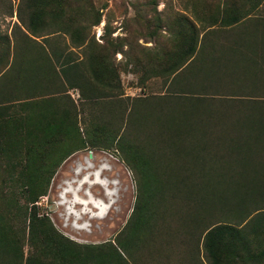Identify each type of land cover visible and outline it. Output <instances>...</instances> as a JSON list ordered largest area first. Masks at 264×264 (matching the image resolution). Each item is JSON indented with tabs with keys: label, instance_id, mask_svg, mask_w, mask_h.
I'll return each instance as SVG.
<instances>
[{
	"label": "trees",
	"instance_id": "trees-1",
	"mask_svg": "<svg viewBox=\"0 0 264 264\" xmlns=\"http://www.w3.org/2000/svg\"><path fill=\"white\" fill-rule=\"evenodd\" d=\"M261 1H190V17L181 13L169 22L170 48H157L143 69L144 78L162 77L166 91L123 98L119 74L110 59L119 46L106 38L98 43L89 34L100 20L91 0H24L30 33L41 35L51 25L48 33L67 34L71 47L81 48L84 60L74 58L73 51L65 54L63 48H54L52 60L45 62L50 70L54 65L58 68V90L41 92L36 77L28 78L30 92L15 101L23 108L18 120L1 106L7 91L0 99V156L9 159L5 162L9 168L22 156L26 159L24 171L18 170L15 176L8 172L20 188L1 202L9 218L0 214V247H10L17 264H43L46 254L51 264H112L115 261L101 250L77 252L75 248L82 245L93 250L114 241L118 247L114 251L124 264L126 256L133 259L132 247L149 234L167 232L168 207L163 201L173 196L183 199L187 208L179 227L189 233L184 235L192 248L188 264H200L198 242L207 264H264V101L252 95L260 92L257 84L264 87V80L245 83L246 75L235 70L246 63L247 51H255L249 46L255 39L259 58L264 59V18L250 15ZM159 23L156 20L155 26ZM34 83L42 98L31 93ZM66 89L77 90L78 106L68 96L66 100L59 96ZM236 95L246 101L217 99ZM85 105L99 107L101 113L106 105L121 110L111 112L114 116L107 122L89 112L88 122L78 121ZM26 106L40 117L39 125L25 122ZM232 106L240 112L231 120ZM86 147L114 150L131 172L135 189L124 226L101 244L73 242L35 210L58 164ZM18 220L27 221V239L34 246L39 244L37 252L24 258L19 247L12 245V238L24 231L15 227ZM63 240L73 248H67Z\"/></svg>",
	"mask_w": 264,
	"mask_h": 264
},
{
	"label": "rangeland",
	"instance_id": "rangeland-1",
	"mask_svg": "<svg viewBox=\"0 0 264 264\" xmlns=\"http://www.w3.org/2000/svg\"><path fill=\"white\" fill-rule=\"evenodd\" d=\"M91 1L94 8L100 13V20L97 25H93L89 28V34L98 43H102L104 40L103 38H106L109 42L119 46L118 50L110 55V59L119 74L121 96L123 98L142 97L159 95L165 92L166 90L163 89L162 85V77L149 76L144 78L146 75L143 72L144 66H146V61L157 51V48H160V46H163L165 49L170 48L171 33L168 30L169 22L181 13L190 17V1L197 0H154L155 4L152 3V0ZM26 12L24 0H0V99L3 92L7 91V97L4 99L2 98L3 100L1 99V102H3L1 106H5L7 109L9 108L8 114L11 116L15 114L14 120H18L16 116L21 114L23 110L20 106L21 103L15 101L23 97L22 94H28L26 93L27 88L25 84L29 79L24 81L25 77H36V81L38 80L40 84L41 92L45 91L47 93V91L52 88L56 89L55 91L58 90V78L55 73L58 68L52 62V65L55 67L50 70L45 62L47 58L52 60L51 52L54 48H63L65 54L73 51L74 58H82V60H84L81 48L71 47L67 34L56 35L55 33H48L52 28L51 25H47L46 29L39 33L41 35H32L26 26ZM250 15L251 17L264 18V0L261 1ZM156 20L158 22L160 21L157 27L155 26ZM82 22L85 23L84 21ZM152 31H155L154 35ZM249 46L255 49V51H251V49L247 51L246 63H241L239 67L235 69L242 71L243 74L246 75L244 78V80H246L245 83L251 82L254 79L264 80V59L259 58V52L261 51L257 39H255V43H250ZM261 87L258 83L257 88H260V92L257 91L252 94L256 96L255 98H257V101L258 99L264 101V87ZM49 92L51 94V91ZM58 94H60L59 96L62 97V100H66L65 95L68 96V98L78 106L79 97L76 89H66L64 93L61 91ZM58 94L56 93L55 96L58 97ZM41 96L42 95L39 97ZM220 98H231L233 100L242 98L243 101H246V97L244 98L238 95L217 97V99ZM247 105L248 104H246V106ZM61 106H64L63 103H61ZM29 108L30 107L26 106L24 110L28 112ZM104 108V110L102 109L103 113H101L99 107L96 110L91 109L90 105H85L82 107V111L80 110L81 115L80 118L78 117V121L83 119V121L88 122L89 118L86 114L89 112L95 117L99 116V120L107 122L114 116L111 112L115 111V113H118L119 110H121V108L119 109L118 107H116L115 110V107H108L107 105ZM230 108L228 119L232 120L240 111L238 109L233 110L234 106ZM240 109H243V107ZM248 110L249 108L246 112ZM32 112L26 113L27 118L25 122L27 121V124L35 127V125L40 124L41 119L34 111ZM244 113L245 111L242 114ZM14 127L18 128V126L15 125ZM79 127L81 128L82 124H79ZM145 130L149 132V129ZM140 134L142 133H139V137H141ZM17 137L21 139L22 130L17 134ZM138 142L142 143V139L138 138ZM113 151L114 150L104 151L97 148L86 147L70 153L55 168L49 179L45 194L39 196L35 202L37 215H46L57 232L70 240L73 239L72 241L75 243L99 244L107 240H112L124 226L131 212L135 195L131 172L117 157L116 152ZM7 160H9L7 157L0 156V214L2 213L3 219L6 218L8 221V214H3V203L1 204V202H4L6 198L8 199L12 196V190L17 191V189L20 188V184H16L9 179L8 172H12L15 176L18 170L24 171L26 159L22 156L19 162L15 164L14 168H9L7 164H5ZM85 160L91 161L95 166L103 162L104 166L107 165V170H105L103 177L117 184L114 202L108 210H105L99 218H89L85 214L80 216L84 220H81V218L77 220L83 223L88 222L86 224L88 226L85 228L88 229V231L84 229H72L71 224L73 219L66 216L63 205L58 204L60 187L65 181H69L74 177L72 169L76 166V163H83ZM74 161H76V163ZM77 178H79V176ZM111 188L114 189L113 185ZM100 190L101 189L96 186L90 187V192L93 193V195L96 194L95 197H101L102 190ZM165 194L164 196L167 197L168 192H165ZM163 204L168 207V214L166 216V220L168 221L166 233L168 234L156 230L152 232L153 234H149V237L140 241L138 246H135V248L132 247L133 259L126 256L124 264H129L128 262L132 264L133 261H135L134 264L189 263L187 261H189V252L192 248H190V244L188 245V239L185 240L186 237H184V235H188L189 233L184 234L183 227H179L181 219L186 218L185 213L187 208L183 204V199L181 200L177 196L167 198L163 201ZM76 210H80V207H77ZM5 224L7 225V222H5ZM26 225L27 221L22 224L19 223L18 220V222L15 223V227H23L24 231L12 238V245L14 247H19L23 258L27 254L35 253V251L37 252V246L39 245L37 243V245L34 246V243L27 239ZM14 230L13 228L12 231ZM122 233H127V231L124 230ZM63 241L66 243L67 248H73L74 245H72V243L66 240ZM166 242L167 245L165 244ZM114 243L112 242L111 245L106 242L99 248L93 250H90L89 247L80 245L77 246L75 250L77 252L101 250L104 256L107 254L111 260L115 261L112 264H122L121 258H119L114 251V249H118ZM200 245V242H198L196 261L200 264H207L205 253ZM10 249V247L6 246L0 247V264H17V259L13 256V252H11ZM119 250V252H122L121 247ZM156 250H158L160 254H157L155 252ZM150 253H152V257H150ZM50 262V254H46L42 263L51 264Z\"/></svg>",
	"mask_w": 264,
	"mask_h": 264
},
{
	"label": "bare ground",
	"instance_id": "bare-ground-1",
	"mask_svg": "<svg viewBox=\"0 0 264 264\" xmlns=\"http://www.w3.org/2000/svg\"><path fill=\"white\" fill-rule=\"evenodd\" d=\"M74 162L76 163V161ZM94 166L89 160H85L83 163L77 162L72 169L74 177L69 181L64 180V184L60 185L58 204L63 205L65 215L73 219L72 229L87 228V223L77 221L78 217L87 213L90 214V217H100L114 202L117 184L103 177L107 165L104 166L101 162L99 165ZM78 176L79 178H77ZM112 185L114 189L111 188ZM93 186L102 190L101 197H95L96 194L93 195L90 192V187ZM76 206L80 207V210H76Z\"/></svg>",
	"mask_w": 264,
	"mask_h": 264
},
{
	"label": "crops",
	"instance_id": "crops-1",
	"mask_svg": "<svg viewBox=\"0 0 264 264\" xmlns=\"http://www.w3.org/2000/svg\"><path fill=\"white\" fill-rule=\"evenodd\" d=\"M28 78H31V77H25V79H24V81L26 80V79H28ZM25 87H27V85L25 84ZM33 87H35V89L31 92V93H35V94H37V95H40L39 93H41L36 87H37V85L34 83V85H33ZM39 91V92H38ZM28 92H30V89L29 90H27L26 89V93H28ZM37 92V93H36ZM29 96V95H28ZM77 207V206H76ZM82 215H85V214H82ZM91 218V217H90ZM92 218H94V217H92ZM81 220H84V219H82V217H81ZM79 230V229H78ZM85 231H88V229H84ZM73 240V239H72ZM108 241V240H107ZM105 242V241H104ZM103 242V243H104ZM79 244H82V243H79ZM83 244H86V243H83ZM99 244H101V243H99ZM129 264H131L130 262H128ZM123 264V263H122ZM132 264H134V262H132Z\"/></svg>",
	"mask_w": 264,
	"mask_h": 264
},
{
	"label": "water",
	"instance_id": "water-1",
	"mask_svg": "<svg viewBox=\"0 0 264 264\" xmlns=\"http://www.w3.org/2000/svg\"><path fill=\"white\" fill-rule=\"evenodd\" d=\"M76 208H77V207H76ZM81 216H82V215H81ZM86 216L90 218V214H89V213H87ZM78 218H81V217H78ZM97 218H99V217H97ZM85 222H86V221H85ZM87 223H88V222H87Z\"/></svg>",
	"mask_w": 264,
	"mask_h": 264
}]
</instances>
